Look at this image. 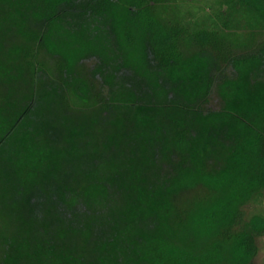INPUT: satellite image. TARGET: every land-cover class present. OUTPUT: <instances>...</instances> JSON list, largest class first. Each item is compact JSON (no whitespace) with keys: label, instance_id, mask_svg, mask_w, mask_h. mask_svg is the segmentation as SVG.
<instances>
[{"label":"trees","instance_id":"trees-1","mask_svg":"<svg viewBox=\"0 0 264 264\" xmlns=\"http://www.w3.org/2000/svg\"><path fill=\"white\" fill-rule=\"evenodd\" d=\"M263 201L264 0H0V264H258Z\"/></svg>","mask_w":264,"mask_h":264},{"label":"rangeland","instance_id":"rangeland-1","mask_svg":"<svg viewBox=\"0 0 264 264\" xmlns=\"http://www.w3.org/2000/svg\"><path fill=\"white\" fill-rule=\"evenodd\" d=\"M190 193H191L190 195L191 197L195 195H201L203 197L204 195H206L207 190L205 188H200L197 186L196 188L192 189ZM262 207L264 209V201ZM258 247H259V251L255 260L258 264H264V234L258 238Z\"/></svg>","mask_w":264,"mask_h":264}]
</instances>
